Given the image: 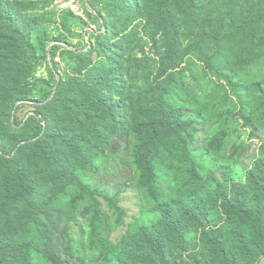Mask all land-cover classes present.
I'll return each mask as SVG.
<instances>
[{
	"label": "rangeland",
	"instance_id": "1",
	"mask_svg": "<svg viewBox=\"0 0 264 264\" xmlns=\"http://www.w3.org/2000/svg\"><path fill=\"white\" fill-rule=\"evenodd\" d=\"M88 2L109 25L113 45L119 47L115 55L92 35V30H104L99 18H90L88 25L72 19L63 24L54 0H0V18L11 22L0 33L14 40L12 48L0 43V146L5 148H0V181L13 171L3 151L16 145H29L21 159L46 171L49 162L40 141L45 140L57 157L68 153L66 142L79 133L77 125L83 110L94 102V91L122 101L128 115L144 114L141 128H146L159 104L157 88L165 92L170 110L190 123L191 150L201 177L197 187L212 179L222 183L227 177L232 181L226 199H233L237 191H254L264 181V162L255 171L264 145V119L252 116L257 98L249 85L264 79V0H203L184 6L182 13L172 8L176 22L138 12L139 0ZM164 58L170 68L162 72ZM10 105L11 113L2 118ZM43 115L54 124L53 134L44 132ZM112 127L110 144L95 159L94 168L87 173L78 168L77 174L79 184L86 185L79 193L93 191L112 225L118 208L123 211L122 225L110 236L117 246L138 219L150 223L156 215L155 202L139 182L137 137ZM163 159L156 189L166 201L176 194L187 165L174 162L170 169ZM79 193L74 196L71 189L49 195L47 202L39 199L38 212L25 220L15 213L7 215L0 234H21L36 242L46 259L37 255L32 264H100L102 254L89 243L92 200L80 202ZM212 207L216 208L197 226L171 237L165 260L156 258L154 263L191 264L194 255L207 257L204 232L228 228L224 200Z\"/></svg>",
	"mask_w": 264,
	"mask_h": 264
},
{
	"label": "trees",
	"instance_id": "2",
	"mask_svg": "<svg viewBox=\"0 0 264 264\" xmlns=\"http://www.w3.org/2000/svg\"><path fill=\"white\" fill-rule=\"evenodd\" d=\"M202 1L139 0L137 9L138 12L145 10L148 15L160 16L162 21L176 22L172 8L182 13L184 6L190 7V4ZM56 12L63 24L72 19L77 20V23L88 25L90 18L92 20L99 18L100 29L104 30L99 33L92 30V35L105 43L111 55L117 53L119 47L113 45L114 36L99 12L88 10L87 19L76 16L71 11ZM5 26H11V22L2 17L0 29ZM177 38L176 32L174 39ZM0 43L5 48L14 46L13 38L6 32L0 33ZM165 61L164 58L162 72L170 68ZM1 79L0 75V86H2ZM249 88L251 91H256L257 98L256 104L252 105V116L262 121L264 79L251 83ZM154 91L155 94H159V104L154 109L153 122L146 128H141V123L145 120L144 114L128 115L122 106V101L106 97L100 90L94 91L95 100L83 110L81 125H77L79 133L73 134V137L66 142L70 148L68 153L64 155L59 153L60 157H57L48 149L45 140L40 141L46 153V160L49 162V171L21 159L22 151L29 145L19 148L16 145L14 150L3 151L11 162L13 171L5 174L0 181V226L1 220L11 213L22 215L24 220L27 215L36 214L38 212L36 203L39 199L46 201L51 198L48 197L49 195L66 193L71 189L72 192L74 191V196L83 191L86 185L82 182L79 184L77 169L81 168L83 173H87L94 168L95 159L103 148L110 144L113 134L112 125H115L123 134L137 137L135 161L140 172L139 182L141 188L146 190L150 199L155 202L152 211L156 218L150 223L143 218L138 219L128 236L114 246L110 236L122 225L123 211L118 208L120 213L112 225L109 214L99 207L93 191L89 194L79 193L80 202L92 200L89 203L92 206L89 243L93 251L102 254L100 264H155L156 258L165 260L170 238L197 226L201 218L207 217L216 208L212 206L216 205L219 199L224 200L223 208L228 228L226 231L204 232V241L209 248L208 256L194 255L191 264H259L264 260V181L250 194L237 191L233 199H226L224 194L228 189L227 185L232 181L230 178L225 177L222 183L212 179L197 187L201 177L197 169L196 155L191 150L190 123H183L180 115L175 110H170L166 100L163 99L165 92L162 89L159 92L154 88ZM12 108L11 105L6 107L2 118L10 114ZM96 109H103L104 114H96ZM42 118L47 124L44 132L53 134L54 124L45 115ZM110 119L111 126H109ZM0 148L5 149L1 146ZM162 159V163L166 160L169 162L170 169H173L174 162L187 165L185 175L179 179L176 194L166 201L161 199L160 192L156 189L160 179ZM262 162H264V145L255 171H258ZM90 195H93V198ZM155 221H158L157 225L154 224ZM37 255L46 259L42 248L37 246L36 242L27 240L26 236L0 234V264H32Z\"/></svg>",
	"mask_w": 264,
	"mask_h": 264
},
{
	"label": "built area",
	"instance_id": "3",
	"mask_svg": "<svg viewBox=\"0 0 264 264\" xmlns=\"http://www.w3.org/2000/svg\"><path fill=\"white\" fill-rule=\"evenodd\" d=\"M88 0H54V8L59 12L71 11L76 16L87 19ZM93 11V10H91Z\"/></svg>",
	"mask_w": 264,
	"mask_h": 264
}]
</instances>
